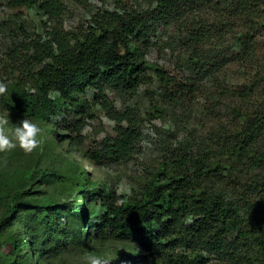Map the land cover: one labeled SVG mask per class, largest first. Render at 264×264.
Wrapping results in <instances>:
<instances>
[{
  "label": "trees",
  "instance_id": "16d2710c",
  "mask_svg": "<svg viewBox=\"0 0 264 264\" xmlns=\"http://www.w3.org/2000/svg\"><path fill=\"white\" fill-rule=\"evenodd\" d=\"M4 1L12 10L34 8L46 21L43 34H25L10 49L8 63L16 74L10 72L0 106L49 124L64 105L86 107L80 99L91 93L87 107L106 111L117 128L115 137L85 152L86 162L123 159L132 148L136 117L131 110L114 111L105 92L134 97L147 83L144 55L158 25L184 27L188 64L214 90L209 116L216 127L195 152L185 149L170 157L122 203L111 190L89 189L88 172L74 157L73 172L66 176L53 170L29 175L31 186L50 178L74 183L80 203L32 204L26 193L14 191L4 201L0 227L16 219L23 223L14 225L22 238L9 241L10 252L0 264H52L94 240L120 245L126 264H264V0H153L145 9L97 11L76 33L63 27L65 0ZM233 27L238 47L229 60L225 42L218 52L213 45ZM230 64L242 72L237 81L222 84L219 72ZM154 71L168 101L195 93L193 85L183 88L163 69ZM50 128L57 134V126Z\"/></svg>",
  "mask_w": 264,
  "mask_h": 264
},
{
  "label": "rangeland",
  "instance_id": "374dc122",
  "mask_svg": "<svg viewBox=\"0 0 264 264\" xmlns=\"http://www.w3.org/2000/svg\"><path fill=\"white\" fill-rule=\"evenodd\" d=\"M65 1L63 27L68 32L75 33L82 28L86 29L91 16L97 11L145 9L153 3V0ZM45 21L46 18L38 15L34 8L22 7L12 10L6 1L0 0V81L5 82L7 88L6 80L11 76L10 72H13L12 76L16 74L15 69L8 63L10 49L14 43L22 42L25 34L31 37L43 34ZM183 30L184 27L179 25L156 27V35L151 38L152 44L144 55V60L150 66L147 70V83L140 87L134 97L110 89L105 92L114 111L123 113L131 110L136 117L138 135L128 155L123 159H103L93 164L85 161V152L94 149L104 138L115 137L117 128V122L110 118L106 111L94 104L87 107L85 101L92 96L91 93L80 99L84 101L81 104L84 103L86 107L70 108L64 105L58 115L49 119V124L9 113L10 123L16 124L22 119H30L41 127L42 135L39 137L40 148L30 154L19 147L0 153V220L6 207L4 201L8 202L12 193L17 190L26 193L25 199L32 204H43L49 200L57 203L75 200L77 204L80 203L78 196L81 191L79 192L74 183L64 185L50 178L31 186L28 181L29 175L33 174L34 178H37L41 170H53L66 176L73 172L70 162L72 157L79 163L80 168L84 167L88 172L89 181L86 180L85 183L89 184V189L100 188L107 192L111 190L115 192L117 202L122 203L130 199L126 194L129 185L132 186L134 195L140 186L149 182L160 171L170 157L182 154L185 149L189 153L195 152L200 141L206 139L208 133L216 127V119L209 116V110L213 109L210 92L214 90H209L207 83L200 80L188 64L189 51L182 39ZM224 42L225 57L230 60L238 47L236 27H233L225 38H221L218 44H225ZM221 47V44L213 45L214 52H218ZM155 68L163 69L182 84L183 88L189 89L188 86L193 85L195 93L179 95L177 103L168 101V95L164 96L161 90ZM239 72L242 71L230 64L219 72L218 78L222 84L225 80L237 81ZM26 88L31 87L27 85ZM2 108L0 106V115L5 113ZM50 125L57 126V134L51 130ZM10 127L11 125L9 129ZM83 199L91 205L95 203L89 195L83 196ZM87 212L88 217L94 218L95 215ZM13 223L17 226L23 225L16 219ZM14 225L0 227V259L10 252L9 241L12 238H22L21 229H16ZM20 244L26 252L24 239L20 240ZM87 246H78L64 252L52 264H86L89 253L107 259L110 264H126L122 263L125 259V249L120 245L111 244L107 240L98 243L94 240Z\"/></svg>",
  "mask_w": 264,
  "mask_h": 264
},
{
  "label": "clouds",
  "instance_id": "9594fccd",
  "mask_svg": "<svg viewBox=\"0 0 264 264\" xmlns=\"http://www.w3.org/2000/svg\"><path fill=\"white\" fill-rule=\"evenodd\" d=\"M7 93V84L0 81V96ZM9 125H11L9 129ZM42 135L41 127L30 119H22L16 124L10 123L9 113L5 111L0 115V153H5L19 147L25 153H31L40 148ZM132 196V186L129 185L127 193ZM86 264H110V261L96 254L89 253Z\"/></svg>",
  "mask_w": 264,
  "mask_h": 264
}]
</instances>
